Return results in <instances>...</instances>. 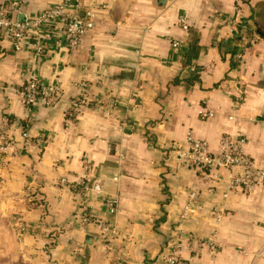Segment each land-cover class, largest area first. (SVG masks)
<instances>
[{
	"label": "crops",
	"instance_id": "0c3cea01",
	"mask_svg": "<svg viewBox=\"0 0 264 264\" xmlns=\"http://www.w3.org/2000/svg\"><path fill=\"white\" fill-rule=\"evenodd\" d=\"M53 2L25 0L21 9L36 14ZM89 5L93 25L73 50L46 41L38 59L0 32V219L14 213L19 220L11 229L0 222L2 260L157 264L170 240L215 230L213 253L202 244L198 253L180 248L184 264H264V181L225 196L222 181L211 193L200 187L202 208L180 220L196 174L175 157L187 132L211 151L228 133L244 136L245 151L264 166V34L255 31L264 32V0H80L78 13ZM33 73L57 83L60 95L26 112L18 90ZM80 79L90 96L115 101L112 114L86 107L65 120ZM203 104L216 106L213 115H198ZM94 180L100 191L89 188ZM102 196L117 199L114 212ZM82 208L115 232L80 223ZM217 208L223 215L214 223Z\"/></svg>",
	"mask_w": 264,
	"mask_h": 264
},
{
	"label": "built area",
	"instance_id": "2783aa9c",
	"mask_svg": "<svg viewBox=\"0 0 264 264\" xmlns=\"http://www.w3.org/2000/svg\"><path fill=\"white\" fill-rule=\"evenodd\" d=\"M25 0H1L0 1V32L11 43L14 49L29 48L32 53L40 59L45 42L59 45L67 50H73L80 39L88 32L93 25L95 15L91 5L84 8L83 15L78 13L80 0H54V2L36 14H29L21 9ZM177 21L183 30L188 24L183 14L178 15ZM172 47H178L176 39L170 40ZM241 53H235L239 59ZM89 82L80 79L75 82L73 93L66 98L64 108L65 120L72 121L78 112L83 108L97 110L102 115L112 114L115 108V101L105 102L100 96H90L88 93ZM242 89L236 88L233 106H237ZM20 100L26 112H30L37 102L53 104L60 95V87L57 83L43 81L36 73L30 74L18 90ZM126 110V109H125ZM216 106L200 105L197 112L201 117L213 115ZM127 111V110H126ZM25 135V132H22ZM187 146L176 153L177 160L192 168L195 178L187 184L185 200L178 211L180 220H184L190 214L200 210L202 205L199 201L200 187L211 193L214 185L222 181L226 190L241 188L242 191H249L264 181V166L257 165L253 158L244 149L245 137H231L223 133L217 141V148L214 151L208 149L207 141L204 138L193 137L190 132L186 133ZM40 143V139L36 140ZM89 169L87 166L86 171ZM60 182H69L65 177L59 178ZM75 186V183L70 182ZM83 191L87 185L82 180L78 181ZM89 188L100 191L97 180H94ZM102 203L109 212H114L117 206V199L114 196H102ZM214 223H218L223 215L221 208L210 210ZM80 223L94 222L101 232H115L113 226L108 222L96 220L88 209L82 208L77 214ZM215 230H211L209 236L199 239L197 237L187 238L182 244L170 240L160 254L157 264H184L188 260L179 254L180 248L187 247L198 253L200 244L206 246L207 253L212 254L217 246ZM188 237V235H187ZM192 240L195 245H192ZM192 246V247H191Z\"/></svg>",
	"mask_w": 264,
	"mask_h": 264
},
{
	"label": "rangeland",
	"instance_id": "374dc122",
	"mask_svg": "<svg viewBox=\"0 0 264 264\" xmlns=\"http://www.w3.org/2000/svg\"><path fill=\"white\" fill-rule=\"evenodd\" d=\"M1 216H2V220L0 219V222L5 227L7 226L10 229H11V226L10 225L14 226L15 228L18 227V221L19 220H17V214H14V213H12L10 215L3 214ZM13 222H15V223H13ZM11 240H12V238H11ZM3 254H4V251L0 253V264H22L20 262H18V263H12V261L6 262L5 260H2V258H3L2 256H6V255H3Z\"/></svg>",
	"mask_w": 264,
	"mask_h": 264
},
{
	"label": "trees",
	"instance_id": "16d2710c",
	"mask_svg": "<svg viewBox=\"0 0 264 264\" xmlns=\"http://www.w3.org/2000/svg\"><path fill=\"white\" fill-rule=\"evenodd\" d=\"M255 31H256L257 33H259L260 35H261V34H264V32H263L262 30H260L257 26H256V28H255ZM231 49H233V48H231ZM231 63H232V61H231Z\"/></svg>",
	"mask_w": 264,
	"mask_h": 264
}]
</instances>
